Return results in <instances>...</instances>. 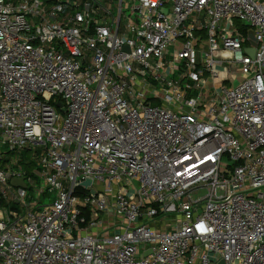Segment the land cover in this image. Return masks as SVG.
<instances>
[{"label":"built area","instance_id":"built-area-1","mask_svg":"<svg viewBox=\"0 0 264 264\" xmlns=\"http://www.w3.org/2000/svg\"><path fill=\"white\" fill-rule=\"evenodd\" d=\"M0 264H264V0H0Z\"/></svg>","mask_w":264,"mask_h":264},{"label":"water","instance_id":"water-1","mask_svg":"<svg viewBox=\"0 0 264 264\" xmlns=\"http://www.w3.org/2000/svg\"><path fill=\"white\" fill-rule=\"evenodd\" d=\"M245 51H246V53L248 54V55H250V56H253L254 55V49L253 48H246L245 49ZM59 105H61V104H59ZM12 183L14 184V185H21V186H23V187H25V184L22 182V179H14L13 181H12ZM91 182L89 181V180H87V181H85V185H89ZM150 252H147L146 253V255L147 254H149Z\"/></svg>","mask_w":264,"mask_h":264},{"label":"rangeland","instance_id":"rangeland-1","mask_svg":"<svg viewBox=\"0 0 264 264\" xmlns=\"http://www.w3.org/2000/svg\"><path fill=\"white\" fill-rule=\"evenodd\" d=\"M125 1V3H127L128 2V0H124ZM170 219H172L171 218V216H169V218H165V220L167 221V222H169L170 221ZM171 222V221H170ZM167 224V223H166ZM166 224H164V225H166ZM166 227H162V229H165Z\"/></svg>","mask_w":264,"mask_h":264}]
</instances>
